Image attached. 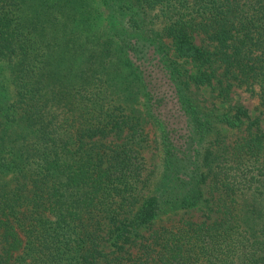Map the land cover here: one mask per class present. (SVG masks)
Segmentation results:
<instances>
[{"label": "trees", "instance_id": "trees-1", "mask_svg": "<svg viewBox=\"0 0 264 264\" xmlns=\"http://www.w3.org/2000/svg\"><path fill=\"white\" fill-rule=\"evenodd\" d=\"M234 86L264 108V0H0V264H264V130L222 133Z\"/></svg>", "mask_w": 264, "mask_h": 264}, {"label": "rangeland", "instance_id": "rangeland-1", "mask_svg": "<svg viewBox=\"0 0 264 264\" xmlns=\"http://www.w3.org/2000/svg\"><path fill=\"white\" fill-rule=\"evenodd\" d=\"M199 43V40H196ZM167 49L171 50L169 40L165 39L163 41ZM142 62V61H141ZM154 60L143 59L142 67L144 69V73L146 78L149 81V84L154 87L156 94L159 95L161 99H163L161 106H159V110L164 115V118L168 119L172 126L176 128L174 131L175 137L179 136L180 133L183 131V122L177 110V106L174 104L175 101L172 98L171 90L167 85V80L162 72L153 65ZM185 67L188 69H192L190 63H185ZM201 96L205 99L211 98V91L207 87L206 89L200 90ZM257 87L255 89L247 90L245 87L234 86L231 89L230 93V105H242L246 110V116L241 117V121H243V125L240 128H229L223 126L222 133L227 135L228 139L234 138L236 135L240 134L244 131L245 127L251 126L254 128L256 124L259 125L260 128L264 130V108L261 105L260 98L256 94ZM139 100L141 101V108L142 103L144 101V97L140 96ZM227 103L226 105H228ZM149 135V146L146 148L144 155L147 159V167L148 175L152 179V182L155 181L163 171V153L161 151V146L159 141L155 140L157 138L156 130L154 129L151 123H148L146 126ZM152 170V171H151ZM191 215L196 219H202V210L195 209L194 212H190ZM178 216V215H177Z\"/></svg>", "mask_w": 264, "mask_h": 264}]
</instances>
